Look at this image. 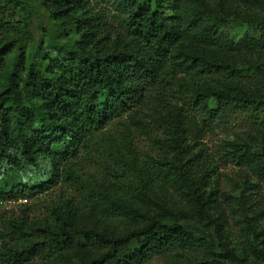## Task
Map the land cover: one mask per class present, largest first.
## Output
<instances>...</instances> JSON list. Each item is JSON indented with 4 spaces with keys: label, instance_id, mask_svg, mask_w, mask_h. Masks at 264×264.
Instances as JSON below:
<instances>
[{
    "label": "rangeland",
    "instance_id": "rangeland-1",
    "mask_svg": "<svg viewBox=\"0 0 264 264\" xmlns=\"http://www.w3.org/2000/svg\"><path fill=\"white\" fill-rule=\"evenodd\" d=\"M59 1L14 0L12 10L0 14V21L12 31L7 36L0 27V47L9 44L0 68V89L21 57L25 62L19 69L23 77L30 61L44 71L48 57L66 56L69 50H99L98 37H103L106 42L102 46L108 44L105 48L115 54L127 48L126 19L113 0H76L78 4L71 8ZM163 11L174 36L170 55L160 68V85L143 103L109 122L96 136L91 151L78 163L76 184L62 186L47 198L0 203V236L5 241L12 237L11 221L25 215L33 221L29 238H39L34 221L44 219L50 203L61 198L74 201L76 224L110 237L142 226L147 216L195 225L214 236L215 227L189 188L178 179L167 181L156 176L159 163L181 167L196 156V164L208 159L216 171L210 180L201 182L199 193L205 209L220 224L222 241L243 264H264V150L240 152L239 147H232L244 143L264 147V125L237 112L212 129L206 128L197 110L188 107L183 89L194 97L197 92L207 95L228 86L231 91L238 89L264 98V45L258 39L261 31L252 32V46L246 44L245 30L238 28L264 16V0H164ZM72 15L79 16L85 27L95 23L97 36L86 35L87 28L83 32L71 28L68 20ZM135 50L142 56L139 49ZM209 63L237 65L240 72L221 76L207 70ZM209 103L215 105L211 98ZM183 128L185 135L180 132ZM237 155L242 156V165L234 158ZM199 181L197 176L193 184ZM141 242L137 239L120 248L119 256L135 250ZM103 251L94 240L86 239L81 245L27 264H79L99 257ZM210 258L205 249L176 248L152 255L143 264H199ZM223 261L238 264L233 257Z\"/></svg>",
    "mask_w": 264,
    "mask_h": 264
},
{
    "label": "trees",
    "instance_id": "trees-1",
    "mask_svg": "<svg viewBox=\"0 0 264 264\" xmlns=\"http://www.w3.org/2000/svg\"><path fill=\"white\" fill-rule=\"evenodd\" d=\"M14 0H0V14L12 10ZM125 16L128 30V46L114 53L102 46L106 40L98 37L99 50L92 48L69 50V55L48 57L44 71L30 61L25 75L19 69L25 66L18 59L13 71L5 76L0 89V203L47 198L62 186L78 182L77 166L83 155L89 154L92 144L106 125L120 119L130 108L143 103L149 93L160 85L163 74L161 65L170 55L174 34L164 15V0H113ZM65 8L78 4L76 0H60ZM67 9H65L66 11ZM71 28L86 35L97 36L95 23L85 27L79 16L68 20ZM5 26V27H4ZM245 30L248 45L255 39L252 32H260L259 43L264 45V16L255 17L240 24ZM0 27L7 36L6 23ZM99 36V35H98ZM195 36V34H193ZM8 42L0 47V68ZM139 49L142 56L136 53ZM153 52V53H152ZM207 70L221 76L239 73L236 65L209 63ZM228 87V86H227ZM227 87L209 91L207 95L197 92L190 97L184 89L189 106L197 110L204 127L212 129L215 124L237 112L244 113L258 125H264V98L246 92L231 91ZM214 100L211 106L209 99ZM185 135L186 130H180ZM181 134V136H183ZM240 152L264 150L260 144L244 143ZM243 164L240 155L234 157ZM196 156L190 157L181 167L170 162H161L157 168L158 179H178L189 188L192 198L201 212L215 227L214 236L195 225L176 221L167 223L153 216L133 230L110 237L92 228L75 223L78 209L74 201L61 198L48 206V215L36 223L39 238L30 239L31 221L28 215L11 221L10 240L3 239L0 264H27L38 258L69 250L91 239L104 251L89 262L79 264H143L149 257L170 250L205 249L210 261L199 264H225L223 259L236 258V252L222 241L220 224L205 209L199 187L202 181L210 180L215 170L207 160L196 164ZM200 181L194 185V179ZM7 235V237L9 236ZM141 239L138 248L119 256L120 248ZM223 252H219V250ZM264 256V252H262Z\"/></svg>",
    "mask_w": 264,
    "mask_h": 264
}]
</instances>
